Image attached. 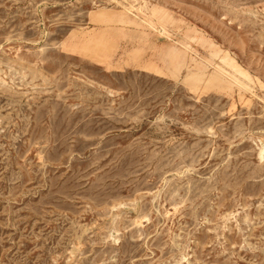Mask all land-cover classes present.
I'll use <instances>...</instances> for the list:
<instances>
[{
	"label": "rangeland",
	"instance_id": "374dc122",
	"mask_svg": "<svg viewBox=\"0 0 264 264\" xmlns=\"http://www.w3.org/2000/svg\"><path fill=\"white\" fill-rule=\"evenodd\" d=\"M0 264H264V0H0Z\"/></svg>",
	"mask_w": 264,
	"mask_h": 264
}]
</instances>
